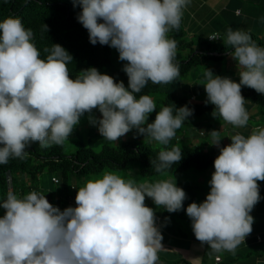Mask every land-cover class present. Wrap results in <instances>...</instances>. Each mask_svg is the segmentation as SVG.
<instances>
[{
    "label": "clouds",
    "instance_id": "clouds-1",
    "mask_svg": "<svg viewBox=\"0 0 264 264\" xmlns=\"http://www.w3.org/2000/svg\"><path fill=\"white\" fill-rule=\"evenodd\" d=\"M189 3L73 0L82 9L77 20L88 31L90 43L116 49L119 60L126 62L122 70L127 87L95 67L70 78L68 65L73 57L65 48L52 44L41 58L33 30L19 17L4 18L0 22V165L25 159L32 143L38 142L41 148L63 145L86 113L90 125L109 142L135 129L138 136L168 145L193 110L187 105L164 106L156 112L149 95L137 94L149 82L169 84L179 78L180 65L174 62L177 42L167 34L179 30ZM41 30L49 28L43 24ZM208 38L220 39L219 34ZM223 43L233 49L229 55L237 62L239 82L205 68V103L214 105V118L243 128L249 114L242 86L264 95V47L248 32L231 27ZM94 110L101 117L92 115ZM153 112L155 119L149 123ZM208 135L209 145L219 148L208 182L210 191L203 202H192L185 211L201 245L234 253L253 231L250 213L261 199L258 181H264V127L254 128L247 137L236 132L223 147L220 130ZM182 155L178 146L162 149L151 166L163 174ZM53 180L58 182V177ZM7 187V197L0 202L4 209L0 264H156L163 237L155 210L146 206L145 199L151 198L169 213L183 209L187 199L184 189L172 180L137 183L112 172L75 188L76 206L64 210L37 191L18 197L12 177Z\"/></svg>",
    "mask_w": 264,
    "mask_h": 264
},
{
    "label": "trees",
    "instance_id": "trees-1",
    "mask_svg": "<svg viewBox=\"0 0 264 264\" xmlns=\"http://www.w3.org/2000/svg\"><path fill=\"white\" fill-rule=\"evenodd\" d=\"M81 11L79 4L74 6L73 0H29L27 4L24 0H8L7 3L0 0V22L9 16L19 17L26 28L33 30L34 43L41 53V58L46 57L44 49L50 48L52 44L61 45L72 55L73 61L68 65L70 78L74 79L81 70L95 67L100 73L112 76L116 82L123 81L127 87L128 78L122 70L126 62L119 60V53L113 48L99 43L96 45L90 43L88 31L77 20V15ZM43 24L48 26V32H42L41 26ZM167 36L177 42L174 62L180 65L179 78L169 84H152L149 82L137 95H149L156 104V112L164 106L179 108L187 105L193 110V115L176 131L175 137L169 141L168 145H155L145 140L133 138L123 140L117 147L104 144L101 150H97L92 145L82 144L77 150L70 152L66 150V141L63 145H52L48 149L41 148L38 143H32L26 149L28 155L25 159L14 158L10 159L7 164L0 165V200L4 201L7 197L9 192L7 185L10 177L14 183L15 194H19V197L20 195L23 197L28 189L30 191L36 189L39 192L40 189L34 184V180L37 179L43 169H48L51 173L49 179L58 187L57 204L52 205L64 210L69 206H75V196L72 191H75L78 186L74 182L76 176L81 174L89 176L91 173L107 168L112 170L126 169L129 168L131 162L135 161L134 163H138L137 166L140 168L138 170L142 176L154 177L161 173L155 171L150 161L155 160L162 149L171 150L177 146L182 151V159L167 169L166 173L191 168L204 170L213 167L214 169V160L219 155V149L209 145L210 140L202 144L192 142L188 145L181 144L180 141L190 137L209 136L208 132L212 130L219 131L222 129L227 132V128L233 126H229L228 123L223 126L222 119L214 118L211 115L214 105L206 104V100H197V94L204 90L203 82L198 83V88L194 90L192 89L194 83H189L186 77L194 68L210 59L221 60L225 53L232 48L224 45L220 40L210 41L209 36L202 38L198 47L195 46L193 41L187 39V32L182 20L179 30L173 29ZM226 77L232 79L229 76ZM241 91L246 100L247 108H250L254 103L259 105L261 112L264 113V95L243 86ZM193 96L194 99H192ZM156 112L151 113L150 116L155 117ZM99 117L101 116L99 115ZM214 120L218 126L211 128ZM148 122L151 123L152 121ZM39 157H43L44 160L38 162ZM16 175L20 176L24 186H16ZM25 177L29 180L31 178L30 184ZM54 177H58V182L53 180ZM258 184L260 195H263L264 181H258ZM51 189L53 188L43 189V192H49ZM51 199L53 197L49 195V200ZM3 214L4 209L0 208V216Z\"/></svg>",
    "mask_w": 264,
    "mask_h": 264
},
{
    "label": "crops",
    "instance_id": "crops-1",
    "mask_svg": "<svg viewBox=\"0 0 264 264\" xmlns=\"http://www.w3.org/2000/svg\"><path fill=\"white\" fill-rule=\"evenodd\" d=\"M182 23L187 32V39L193 41L197 47L202 38L208 37L214 32L220 34L221 40H217L223 42L229 27L233 30L248 32L258 46L264 47V0H190L188 6L183 10ZM232 50L227 51L225 56ZM229 64L234 71H231L227 76L239 82L237 62L229 61ZM198 83L194 82L192 89H197L200 84ZM250 129L252 132L251 127ZM236 132L247 137V132L242 129L233 131L234 134ZM231 136L221 140L220 147L229 145ZM158 176L156 181L162 179L160 175ZM164 180L173 181L172 177H167ZM143 181L147 180L139 179L136 182ZM175 182L187 194L184 207L180 211L169 213L162 206L157 207L151 198L146 197L145 199L146 206L155 210L156 225L163 237L161 241L163 247L158 250L156 264H257L258 261L259 264H264V194L260 195V201L250 213L254 217L251 234L245 238V241L237 247L234 253L225 250L217 252L206 244L201 245L195 238L191 220L186 214L187 206L192 202L197 203V193L192 189L193 183L190 180L181 179H177ZM76 191L75 189L74 196H76ZM206 196L207 194L203 195L201 202L206 199Z\"/></svg>",
    "mask_w": 264,
    "mask_h": 264
},
{
    "label": "rangeland",
    "instance_id": "rangeland-1",
    "mask_svg": "<svg viewBox=\"0 0 264 264\" xmlns=\"http://www.w3.org/2000/svg\"><path fill=\"white\" fill-rule=\"evenodd\" d=\"M114 50H116V49H114ZM228 60L234 61L229 54L226 55L225 57H223L219 61L214 60V59H210L206 63H202L201 65H198L196 68H194L193 71L186 77V79L189 81V83H194V82L202 83V82H204L205 81V76H204L205 68L210 69L214 75H215V72L217 71L216 75H219L221 77H226L231 71H234L232 67L230 68L231 65L229 64ZM199 70H201V71H199ZM198 76H200V77H198ZM232 80L237 82L234 78H232ZM197 100H200V101L201 100H207V94H206L205 90H202L201 92H199L197 94ZM245 108L249 114V120L247 123V125H249V126H247V128H246V126L243 128L228 127L227 132L223 131L221 129L220 132H221V135L223 137L222 140H225L228 138V136L233 135L234 134L233 131L236 129H242L243 131L247 132V136H249L251 134L250 127L252 128V130L254 128L264 127V113L261 112V107L259 105L253 103V105L250 108H247V107H245ZM92 115H94L96 117H99V115L101 116V114L99 113L98 110H94ZM154 118L155 117L153 115H151V116L149 115L148 121H154ZM80 123L81 124H78L76 126V128H74L72 135L66 141V144H67L66 150H68L70 152L77 150L82 144L92 145L97 150H101L102 147L104 146V144H109L113 147H117L120 145V143L123 140L133 139V138H136L139 140H145V141L151 142L152 144H155V145H160L159 142H157L155 140H152V139L147 138V137L144 138L143 136L136 135L135 129H133L132 131L127 133L124 137L120 138L119 141L109 142L100 136L98 129L95 126L90 125L87 113L81 118ZM222 124L224 126L226 124V122L222 121ZM258 124L261 126H257ZM204 126H206L205 123H204ZM216 126H218V124H216V122L214 120L212 122L211 128H215ZM229 126H232V125H229ZM187 131H188V129H187ZM207 140H210V142H211V138H209V136L194 137V138L190 137L187 140H185V139L181 140L180 143L186 144V145L191 144L192 142L202 144V143L206 142ZM177 141H178V139H177ZM33 144H35V143H33ZM47 148H49V147H47ZM134 162H131L130 163L131 165L129 166V168H126V169L112 170L110 168H107V169H104L103 171L91 173L89 176H84V174L76 176V179L74 180V182H76V184L78 185L77 190L80 187L84 186L87 180L93 179V178H100L106 172H112V173L120 175L122 178L133 179L134 181H139V179H141V180L144 179V180H147L146 182L143 181L144 183L156 182V179L159 178L158 175H155L154 177L149 176V178H148V176H142V174H140V173L138 174V169H140V168H139V166H137L138 163H134ZM126 172H128V173H126ZM213 172H214L213 167H208L204 170H197V169L191 168L189 170H184V171L176 170L175 172H168L169 174L165 172V173L159 174V175L162 179H165L167 177H170V178L172 177L174 182L177 179L178 180L179 179L190 180L193 183V186H192L193 191L195 193H197V203H201V201L203 200V198H202L203 195L208 194L210 191V185L208 182L210 181L211 175ZM134 175H136V176L134 177ZM50 176H51V173H49L48 169H43L39 173V176H37V179L34 180V184H36V186H38L37 188L40 189L39 193L45 194L47 200L51 204L55 205V204H57L56 193L58 192V187H56L57 185H55L54 183L51 182V180L49 179ZM26 178L27 177H25V179ZM26 180H28V183L31 182V178H30V180L29 179H26ZM26 180H25V182H26ZM15 183H16L17 187L24 186V183H23L22 179L20 180L19 175H16V182ZM50 188H53V189H51L49 192H47V191L43 192V189H50ZM0 191H1V186H0ZM35 191H37V190L35 189ZM30 192L31 191L28 189L25 192V195L30 193ZM72 193L75 194V191H72ZM49 195H51L53 197V199L49 200ZM17 196L19 197V194H17ZM20 197H21V195H20ZM1 202H3V201H1Z\"/></svg>",
    "mask_w": 264,
    "mask_h": 264
},
{
    "label": "built area",
    "instance_id": "built-area-1",
    "mask_svg": "<svg viewBox=\"0 0 264 264\" xmlns=\"http://www.w3.org/2000/svg\"><path fill=\"white\" fill-rule=\"evenodd\" d=\"M215 34H219V33L214 32V33H212L210 36H213V35H215ZM219 38H220V34H219ZM209 40H211V39H209ZM218 260H219V257H218Z\"/></svg>",
    "mask_w": 264,
    "mask_h": 264
}]
</instances>
